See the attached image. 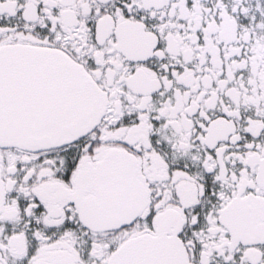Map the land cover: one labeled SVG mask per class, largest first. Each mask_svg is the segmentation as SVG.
<instances>
[{
  "label": "snow or ice",
  "instance_id": "obj_1",
  "mask_svg": "<svg viewBox=\"0 0 264 264\" xmlns=\"http://www.w3.org/2000/svg\"><path fill=\"white\" fill-rule=\"evenodd\" d=\"M0 264H264V0H0Z\"/></svg>",
  "mask_w": 264,
  "mask_h": 264
}]
</instances>
